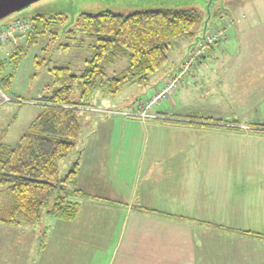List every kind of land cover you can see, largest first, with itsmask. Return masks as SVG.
Returning <instances> with one entry per match:
<instances>
[{"label": "crops", "instance_id": "1", "mask_svg": "<svg viewBox=\"0 0 264 264\" xmlns=\"http://www.w3.org/2000/svg\"><path fill=\"white\" fill-rule=\"evenodd\" d=\"M240 28L193 74L230 95L223 112L179 114L176 99L127 116L92 110L110 105L106 95L85 108L77 217L0 221V264H264V237L250 235L264 231V136L245 126L264 117V40ZM200 70L221 73L203 83Z\"/></svg>", "mask_w": 264, "mask_h": 264}, {"label": "trees", "instance_id": "2", "mask_svg": "<svg viewBox=\"0 0 264 264\" xmlns=\"http://www.w3.org/2000/svg\"><path fill=\"white\" fill-rule=\"evenodd\" d=\"M54 21L56 18L48 19L44 14L33 16L26 45L16 48L11 56L15 63H19L27 47L51 33ZM201 21L195 9L80 14L76 29L96 39L84 71L76 75L68 67L51 69L55 88L52 94L37 99L43 103V111L15 146L0 142V192L4 190L11 197L7 209L0 204V221L34 225L45 212L65 220L76 218L79 199L86 195L73 188L80 173L79 162L63 177L59 169L61 161L76 148L83 111L90 107L92 95L104 89L103 95L114 97L127 84H146L166 67L170 51L180 39L198 33ZM121 59L128 60L126 69L109 76L107 67ZM4 65L5 60L0 59V70ZM11 79L12 75H7L3 81L8 84ZM0 84L5 90L8 87L1 81ZM76 87L81 91L79 102L72 100ZM257 125L264 129L263 124Z\"/></svg>", "mask_w": 264, "mask_h": 264}, {"label": "rangeland", "instance_id": "3", "mask_svg": "<svg viewBox=\"0 0 264 264\" xmlns=\"http://www.w3.org/2000/svg\"><path fill=\"white\" fill-rule=\"evenodd\" d=\"M209 1L41 0L0 21V28H2L17 20H31L37 14H44L48 19L56 18V21L50 27L51 33L41 37L37 44L27 47L19 63H15L11 57L18 47H13L8 43L0 48V59L5 60L3 70H0V81L3 82L4 87L5 84L8 86L6 90L12 98V101L3 104L5 106L0 105V142L15 146L22 135L28 131L33 123L32 121L38 117L40 108L34 106L35 100L52 94L55 88L51 69L68 67L76 75H80L84 71L86 62L93 52L96 39L76 29V19L82 13L96 14L103 11H112L127 15L136 11L161 8L195 9L202 18L198 33L193 37L187 36L180 39L170 51L166 67L152 76L146 84H127L118 95L111 98L110 105H100L98 108H92V110L103 115L120 110L127 116L142 105L150 107V111H161L162 103L168 101L167 99H172V102L173 99H176L178 102L177 107L172 105L171 102L168 103H170L171 109L179 114H197L207 117L209 113H221L229 108L230 105L227 102L229 94L215 93L213 91L214 86H210L208 89L202 88L200 80L196 81L193 74L196 68L199 67L198 65L205 62L211 47L227 43L230 40V33L236 28L241 29L240 26L246 30L257 31L254 36H257V38H254V40H264V0H215L212 3ZM206 19L208 25L205 35L198 42H195L196 37L202 34L203 23ZM220 30L223 32L219 36L223 38L207 47V52L202 55L204 58L196 54L197 49L206 42L207 37L219 33ZM248 40H253V38H248ZM26 43L23 45H26ZM190 46L189 52L188 47ZM185 55H188L187 58H185ZM211 56L209 55V57ZM127 66V59L117 60L107 67V73L109 76L120 74ZM219 72V70L212 72L211 70L208 72L200 70L199 77L205 83L207 82L206 77L217 75ZM7 75H12L11 83L8 84L3 81V78ZM172 83H175V87L161 94V99L156 101L158 95L168 89ZM80 94V88L76 87L72 94V100L79 102ZM103 94L104 89L96 90L90 99L91 105H97ZM212 95L218 97L220 101L211 99ZM113 98L115 99L113 100ZM261 109L260 111H264L263 107ZM251 114L252 116L249 115V119L246 120L249 123H246L245 126H249V130L254 132L252 135L264 136V129L257 125H264V117L260 118V114L254 112ZM141 116L146 117V114H141ZM75 151L73 150L66 159L61 161L59 169L61 177L65 176L75 163ZM10 202L11 197L4 190L0 192L1 207L7 209ZM54 219L52 215L45 212L41 225H48ZM250 235L264 237V231H252Z\"/></svg>", "mask_w": 264, "mask_h": 264}, {"label": "built area", "instance_id": "4", "mask_svg": "<svg viewBox=\"0 0 264 264\" xmlns=\"http://www.w3.org/2000/svg\"><path fill=\"white\" fill-rule=\"evenodd\" d=\"M221 30L219 33L209 35L206 39V42L203 43L199 49H197L198 52L196 54L201 57L205 52H207V47L209 45H213L214 43H216L215 41L223 38L219 36V34L221 35L223 32ZM31 31L32 22L29 19H21L7 24L6 26L0 28V48L8 43L13 47H19L25 44L30 36ZM191 59L193 60V57ZM174 87L175 83L170 84V87L168 89H165L163 92L160 93V95H158L156 101L161 99V94L170 91ZM10 101H12V98L0 84V105H3Z\"/></svg>", "mask_w": 264, "mask_h": 264}, {"label": "water", "instance_id": "5", "mask_svg": "<svg viewBox=\"0 0 264 264\" xmlns=\"http://www.w3.org/2000/svg\"><path fill=\"white\" fill-rule=\"evenodd\" d=\"M41 1V0H0V21L6 19L7 17L13 15L14 13L20 12L32 4ZM215 0H210L209 2H214ZM209 18H210V13H209ZM204 29L201 31L202 34L198 35L196 37L195 42H198L200 39L203 38L206 32V28L208 25V20L203 23ZM189 52L191 49V46L188 47ZM188 55H185V58H187Z\"/></svg>", "mask_w": 264, "mask_h": 264}]
</instances>
